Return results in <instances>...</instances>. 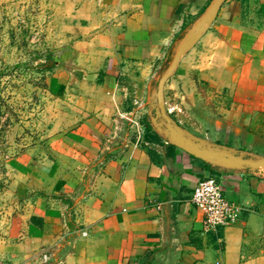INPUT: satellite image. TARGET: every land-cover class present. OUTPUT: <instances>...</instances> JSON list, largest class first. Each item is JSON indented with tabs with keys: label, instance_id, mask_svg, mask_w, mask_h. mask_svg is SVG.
<instances>
[{
	"label": "crops",
	"instance_id": "0c3cea01",
	"mask_svg": "<svg viewBox=\"0 0 264 264\" xmlns=\"http://www.w3.org/2000/svg\"><path fill=\"white\" fill-rule=\"evenodd\" d=\"M67 31L75 57L51 80V150L0 264H264V167L148 124L180 43L161 87L170 121L264 161V0H80ZM208 176L240 211L206 232L191 194Z\"/></svg>",
	"mask_w": 264,
	"mask_h": 264
},
{
	"label": "rangeland",
	"instance_id": "374dc122",
	"mask_svg": "<svg viewBox=\"0 0 264 264\" xmlns=\"http://www.w3.org/2000/svg\"><path fill=\"white\" fill-rule=\"evenodd\" d=\"M79 1L0 0V242L17 240L34 194V170L51 150L49 120L56 94L50 84L75 57L67 23ZM178 45L157 73L163 82L173 69L170 62L185 53L187 46ZM154 88V110L148 124L153 126L150 117H156L154 127L161 134L185 145L174 132L181 127L171 122L163 109L162 92H156V85ZM203 95L209 98L212 93ZM205 97L200 101L205 102ZM212 99L223 101L225 94L214 93ZM216 111L222 112L219 108ZM181 134L211 148L216 155L227 151L188 131Z\"/></svg>",
	"mask_w": 264,
	"mask_h": 264
},
{
	"label": "built area",
	"instance_id": "2783aa9c",
	"mask_svg": "<svg viewBox=\"0 0 264 264\" xmlns=\"http://www.w3.org/2000/svg\"><path fill=\"white\" fill-rule=\"evenodd\" d=\"M191 203L202 213V227L206 232L233 224L240 211L225 197L222 185L212 176L197 182L191 194ZM42 258L45 261L48 256L43 255Z\"/></svg>",
	"mask_w": 264,
	"mask_h": 264
},
{
	"label": "water",
	"instance_id": "95a60500",
	"mask_svg": "<svg viewBox=\"0 0 264 264\" xmlns=\"http://www.w3.org/2000/svg\"><path fill=\"white\" fill-rule=\"evenodd\" d=\"M216 9H217V4H215L213 6V8L209 11V13H212V12L216 11ZM208 14H206V16ZM175 63H176L175 61L170 62L169 68L172 69L174 67ZM160 82L163 85L164 82H163L162 79H160ZM160 91L162 92V89ZM166 119L169 122V119L168 118H166ZM150 122L153 125L156 124L157 123L156 117H150ZM174 132H175L176 136L184 144H186L187 146H190V147H193V148H203V145L200 142H197L195 140H192L190 138H187V137L183 136L181 134V130L179 128L174 129ZM218 154L220 156L226 158L227 160H229L232 163H235V164H243L245 166H248L251 169H260V168H263L264 167V161L263 160H254V159H250V158L246 159V158H243L241 156H234V155H232L231 153H229L227 151H220V152H218Z\"/></svg>",
	"mask_w": 264,
	"mask_h": 264
},
{
	"label": "trees",
	"instance_id": "16d2710c",
	"mask_svg": "<svg viewBox=\"0 0 264 264\" xmlns=\"http://www.w3.org/2000/svg\"><path fill=\"white\" fill-rule=\"evenodd\" d=\"M156 86H157V93H159L160 92V90H161V87H162V83L160 82V79H158L157 81H156Z\"/></svg>",
	"mask_w": 264,
	"mask_h": 264
}]
</instances>
